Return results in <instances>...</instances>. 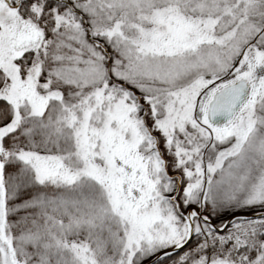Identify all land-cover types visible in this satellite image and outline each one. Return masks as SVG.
Returning <instances> with one entry per match:
<instances>
[{
	"label": "snow or ice",
	"instance_id": "1",
	"mask_svg": "<svg viewBox=\"0 0 264 264\" xmlns=\"http://www.w3.org/2000/svg\"><path fill=\"white\" fill-rule=\"evenodd\" d=\"M0 264H264V0H0Z\"/></svg>",
	"mask_w": 264,
	"mask_h": 264
}]
</instances>
